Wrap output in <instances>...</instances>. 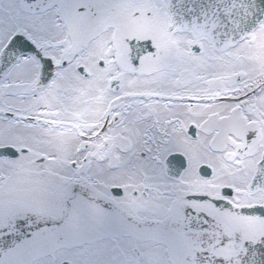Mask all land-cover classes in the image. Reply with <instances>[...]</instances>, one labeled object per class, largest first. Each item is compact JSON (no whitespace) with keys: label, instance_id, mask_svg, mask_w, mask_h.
<instances>
[{"label":"snow or ice","instance_id":"1","mask_svg":"<svg viewBox=\"0 0 264 264\" xmlns=\"http://www.w3.org/2000/svg\"><path fill=\"white\" fill-rule=\"evenodd\" d=\"M0 264H264V0H0Z\"/></svg>","mask_w":264,"mask_h":264}]
</instances>
